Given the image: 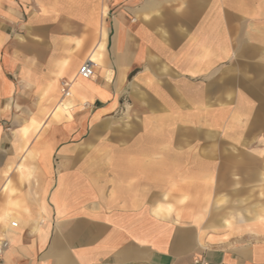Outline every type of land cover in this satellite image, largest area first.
<instances>
[{
  "label": "crops",
  "instance_id": "crops-1",
  "mask_svg": "<svg viewBox=\"0 0 264 264\" xmlns=\"http://www.w3.org/2000/svg\"><path fill=\"white\" fill-rule=\"evenodd\" d=\"M0 228V264H264V0H0Z\"/></svg>",
  "mask_w": 264,
  "mask_h": 264
},
{
  "label": "built area",
  "instance_id": "built-area-1",
  "mask_svg": "<svg viewBox=\"0 0 264 264\" xmlns=\"http://www.w3.org/2000/svg\"><path fill=\"white\" fill-rule=\"evenodd\" d=\"M95 65L93 62L86 61L84 62L78 70V76L82 79H90L94 76ZM70 85L68 82H62L59 86V92L63 97H68L70 95ZM8 229H16L18 227V223L14 220H9ZM10 247V239L7 235V231L5 229L0 228V262L3 258L4 253Z\"/></svg>",
  "mask_w": 264,
  "mask_h": 264
},
{
  "label": "bare ground",
  "instance_id": "bare-ground-1",
  "mask_svg": "<svg viewBox=\"0 0 264 264\" xmlns=\"http://www.w3.org/2000/svg\"><path fill=\"white\" fill-rule=\"evenodd\" d=\"M69 85H71L70 83H69ZM83 87V86H82ZM69 100V99H68ZM70 100H71V98H70ZM75 103V102H74ZM69 102L67 101V100H65V101H62V102H60L56 107H55V110H56V112H63L64 110H66L68 107H69ZM65 113V112H64ZM3 219L4 220H6L7 221V223H8V221L10 220V219H14V216H13V213H11V212H6L5 214H4V216H3ZM15 221V220H14Z\"/></svg>",
  "mask_w": 264,
  "mask_h": 264
},
{
  "label": "rangeland",
  "instance_id": "rangeland-1",
  "mask_svg": "<svg viewBox=\"0 0 264 264\" xmlns=\"http://www.w3.org/2000/svg\"><path fill=\"white\" fill-rule=\"evenodd\" d=\"M6 134H7V136L9 137L10 136V134H12V130H10V126H8V128H7V130H6ZM10 220H12V219H10ZM14 220V219H13ZM230 228V227H229ZM231 229V228H230Z\"/></svg>",
  "mask_w": 264,
  "mask_h": 264
}]
</instances>
